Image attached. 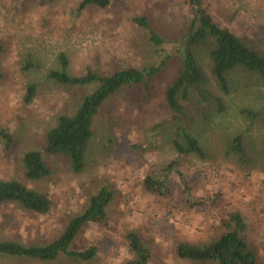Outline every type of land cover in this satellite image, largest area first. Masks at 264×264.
<instances>
[{
  "label": "rangeland",
  "instance_id": "374dc122",
  "mask_svg": "<svg viewBox=\"0 0 264 264\" xmlns=\"http://www.w3.org/2000/svg\"><path fill=\"white\" fill-rule=\"evenodd\" d=\"M78 2L0 0V129L12 136L10 143L0 136V179H21L52 202L45 214L3 204L0 239L48 243L84 208L91 193L107 186L114 191L107 221L85 224L73 243L75 249L96 245L98 253L91 261L0 256V264H125L132 256L125 239L130 230L151 246L149 264H195L177 255L178 242L202 243L218 237L222 221L233 210L244 215L256 264H264V127L238 115L237 108L246 100L229 97L234 107L223 113L209 105L189 107L190 113L206 120L198 131L206 158L180 154L171 144L174 127L165 93L181 68L177 41L192 18L188 0H112L107 8L82 11L77 10ZM204 5L221 26L264 49V0H204ZM137 15L147 16L152 30L167 39L163 49L156 50L149 40L151 28L139 25ZM61 53L75 75L88 69L111 74L146 65L156 71L162 63L150 80L120 90L100 107L80 172L71 168L66 154L45 149L46 132L57 116L74 113L94 89V85H60L47 77L50 69L59 67ZM27 57L37 62L35 69H23ZM29 81L38 84V92L27 103ZM238 132L246 135L251 148L245 163L225 158L222 151L227 137ZM31 149L42 152L50 169L40 180H28L24 174L22 157ZM173 160L174 168L168 171ZM148 174L167 175L166 196L144 189Z\"/></svg>",
  "mask_w": 264,
  "mask_h": 264
},
{
  "label": "trees",
  "instance_id": "16d2710c",
  "mask_svg": "<svg viewBox=\"0 0 264 264\" xmlns=\"http://www.w3.org/2000/svg\"><path fill=\"white\" fill-rule=\"evenodd\" d=\"M111 3L112 0H79L77 10L82 11L91 6L107 8ZM188 4L192 18L177 41L181 68L168 86L165 98L172 112L173 149L180 154L206 158L205 142L198 133L200 125H205L206 120L200 115L197 118L198 114L190 113L189 107L195 104L207 108L209 105L216 113H223L234 107L233 103L228 102L229 97L238 95L241 100H246L245 104L237 108L238 115L252 125L257 123L264 127V49L216 22L205 7L204 0H188ZM134 20L142 27H150L149 18L145 15H137ZM149 40L157 51L163 49L167 41L154 30ZM36 67L37 62L27 57L23 69L30 71ZM156 71L146 65L119 68L111 74L88 69L85 74L75 75L69 71L67 56L59 54V67L50 69L47 77L60 85H94V89L82 98L74 113H61L57 116L55 124L45 135L46 151L66 154L71 168L80 172L86 163L87 147L94 135L93 123L100 107L120 90L140 86L146 79L150 80V75ZM37 92L38 84L29 81L24 100L32 102ZM0 136L7 143L12 141L6 129H0ZM222 151L225 158L245 163L251 148L246 135L238 132L227 137ZM22 163L28 180H40L50 174L40 150L26 151ZM174 164L175 161H171L166 169L171 171ZM143 187L157 196H166L170 191L167 175L148 174L143 180ZM184 192L191 200L190 188L186 183ZM113 199V189L100 187L89 195L84 208L66 223L57 238L48 243L29 244L15 239H0V256L46 262L60 257L79 261L93 260L98 253L96 245L75 249L73 243L85 224L107 221ZM191 202L195 203L193 199ZM6 203H15L39 214L48 213L52 205L46 193L29 187L18 178L0 179V207ZM222 227L223 232L208 242H178L177 255L195 264H256L257 253L248 239V223L244 215L238 210L231 211L222 221ZM125 239L132 254L125 264H149L152 248L144 238L137 231L130 230L126 232Z\"/></svg>",
  "mask_w": 264,
  "mask_h": 264
}]
</instances>
